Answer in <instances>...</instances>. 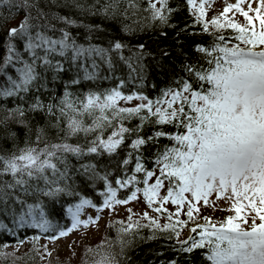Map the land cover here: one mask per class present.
Listing matches in <instances>:
<instances>
[{
  "label": "snow or ice",
  "instance_id": "1",
  "mask_svg": "<svg viewBox=\"0 0 264 264\" xmlns=\"http://www.w3.org/2000/svg\"><path fill=\"white\" fill-rule=\"evenodd\" d=\"M123 2L107 0L103 13L108 15L111 10L114 16ZM252 2L237 0L222 13L226 15L234 9L244 17V24L231 18L224 22L213 18L210 23L217 31L211 33L212 43L198 45V57L195 61L186 59L180 73L167 69L171 71L170 83L153 98L140 90L148 69L143 44L125 57V45L119 40L108 48L85 46L66 29L53 38L46 32L51 25L33 23L30 10L35 5L30 0H0V7L27 12L6 31L4 54L0 57V102L13 99L17 103L7 110L0 125L6 126L16 117L24 123L28 113L43 114L57 135V142H49L41 129L34 144L0 155V214L11 215L19 228L55 232L57 225L49 219L45 200L54 204L61 197H79V202L66 210L72 225L67 231H59L62 237L79 224L87 227L96 222L91 217L79 219L84 207L99 212L137 201L138 194H142L147 207L156 213L168 212L166 205L175 206V211L166 217L169 223L163 225L147 212L143 214L150 222L145 227L174 234L179 244L174 251L192 253L202 249L205 264H264V0H256V8ZM186 3L196 9L195 20L208 33L209 23L203 19L207 0ZM245 3L247 10L242 7ZM126 4L122 13L125 18L130 8L137 7L135 0H126ZM149 9L153 21L171 26L169 19L174 10L169 0H149L146 11ZM42 16L37 13V18ZM61 19L69 26L75 23ZM254 20L259 21L258 31ZM225 28L233 29L236 35L229 38L221 34L219 30ZM125 30L131 28L125 25ZM112 53H121L118 59L128 69L127 82L116 78L115 87L83 95L70 91L81 81L100 79L97 58L110 73L103 78L113 79L116 66ZM161 55L167 58L169 53ZM157 67L165 70L163 63ZM69 71H75V77L65 82L62 96H53L48 90L50 81L60 80ZM126 83L136 85L135 89L125 93L122 89ZM45 95L51 98L48 103L43 100ZM81 137L83 145L69 142ZM162 140L169 143L151 152ZM105 155L121 157L116 163L122 175L115 177V186L110 173L101 176L98 171L99 158ZM89 158L96 162H88ZM148 159L152 167L147 166ZM73 174L89 181H104L102 207L74 189ZM120 189L127 190L123 199L117 198ZM221 201L231 202L227 210L234 215L219 224L203 217V225L190 229L195 235L179 239L178 226L183 228L195 220L201 207L225 210L218 207ZM182 213L187 221L179 219ZM133 227L129 224L122 231L130 232ZM135 227H140L139 222ZM153 238L155 231L149 237ZM114 260L107 254L97 264H114Z\"/></svg>",
  "mask_w": 264,
  "mask_h": 264
},
{
  "label": "trees",
  "instance_id": "2",
  "mask_svg": "<svg viewBox=\"0 0 264 264\" xmlns=\"http://www.w3.org/2000/svg\"><path fill=\"white\" fill-rule=\"evenodd\" d=\"M30 2L35 5L30 10L31 15L34 17L33 23L38 22L51 25V27L46 29V32L53 38H58L61 34L60 30L66 29L75 38L77 43L85 46L93 44L108 48L116 40H119L125 45V48L122 50V54L125 57L132 55L133 50L138 49V46L143 44L145 46L143 51L148 69L146 79L143 82L144 86L140 90L153 98L159 94L160 89L167 87L170 83L171 71H167V69H174L176 73H180L181 65L186 59L195 61L198 57L199 54L195 51L196 47L198 45H210L213 40L211 33L217 31L216 29L209 28V32L204 33L203 24L196 22L193 15L194 11L190 9L186 0H169V7L174 10L169 19V25L171 26H162L158 20L153 21L151 19V10L146 11L149 0H135L137 7L128 10L127 18L122 14L127 6L126 0L116 10L114 16L111 10L108 15L103 13L107 0H30ZM38 12L43 13V16L37 18ZM26 14L27 12L15 8L9 9L8 6L0 7V57L4 54L3 44L6 42L7 29L18 24ZM61 18H67L75 23L71 26L66 25ZM125 25H128L131 31H126ZM219 32L229 38L236 35V32L231 28L220 29ZM177 33H179V36H177ZM164 51L169 53L167 58H163L161 55ZM120 54L112 53V59L116 66L113 79L103 78L110 75V73L103 66L102 61L97 58V62L101 64L100 79L81 81V84L73 86L70 91L77 95H83L88 91H104L105 89L115 87L118 83V79L116 78L127 82L128 69L119 61L118 57ZM160 63L165 65V70L157 67ZM75 75V71H69L60 80L50 81L48 90L55 97L62 96L65 82L70 77H75ZM135 87L136 85L134 84L126 83L122 91L127 93L134 90ZM50 99L47 95L43 97L45 103H48ZM16 103L17 101L13 99H6L0 102V120L6 119L8 115L7 110L14 107ZM19 119V117H16L8 120L6 126L0 125V155L7 156L24 148L26 144H34L36 136L41 129H44L45 140L57 142L55 130L51 129L48 118L43 114L35 116L32 113H28L24 118V123H19ZM168 130L173 131V129ZM69 142H79L83 145L85 140L81 137L79 140L73 138ZM168 143L167 140H162L160 145H157L150 151L154 153L158 149H162L164 144ZM41 146L43 145L41 144ZM123 154L122 152L121 155ZM148 155V153H145L146 157ZM120 158V156L112 158L107 155L99 158L100 167L98 171L101 176L105 173H110L109 179L113 181V186H115V177L122 175L116 163ZM88 162L96 161L89 158ZM72 163L76 164V161L73 159ZM147 166H153L151 159L147 160ZM71 183L81 196L90 199L98 207H102L104 199L100 195L104 191V181L102 179L89 181L83 176L73 174ZM137 186L142 187V185ZM133 190H135L134 187ZM126 194L127 190L120 189L117 192V198L123 199L126 197ZM29 202L33 201L30 200ZM78 202L79 197L67 196L61 197L59 202L54 204L45 200L46 205L49 207V219L52 220L53 224L57 225L55 232L41 233L38 229L34 228H19L13 223L11 215L0 214V224L3 225V227H0V264H40L39 251L34 248L38 245L37 240L41 237L46 239H50L49 237L51 236L58 237L61 229L65 230L69 228L72 220L66 210L69 206ZM139 225V228L134 226L130 232H125V234L117 239L118 241L112 243V247L114 248L108 254L115 258L114 264H170L173 260L176 261V264H205L202 255L204 250L196 249L192 253L174 251V247L178 248L179 244L173 233L170 231L161 232L152 227H145L148 224ZM186 228L190 231L189 222H187ZM154 231L155 238L149 239ZM177 231L180 232L179 239L183 240V228L178 226ZM114 234L115 230L112 231L108 227L105 237L108 238L109 236L112 238L117 235ZM191 235L195 234L191 233ZM169 236L173 238L168 239ZM34 237H38V239H33ZM50 240L53 241V239ZM16 247L18 249L22 248V252L17 259L7 260L3 258L1 253L4 250ZM25 247H27V250L23 251ZM95 251L98 255H106L101 249H95Z\"/></svg>",
  "mask_w": 264,
  "mask_h": 264
},
{
  "label": "rangeland",
  "instance_id": "3",
  "mask_svg": "<svg viewBox=\"0 0 264 264\" xmlns=\"http://www.w3.org/2000/svg\"><path fill=\"white\" fill-rule=\"evenodd\" d=\"M237 0H207L205 6V16L204 21L209 23V28L215 29L211 25V20L218 17L221 22H224L226 18H231L238 23H246L244 17L241 16L234 9L228 12L226 15H222L224 8L228 4H235ZM160 5L157 4V7ZM258 3L256 0H253L252 7L256 8ZM242 7L247 10V4H243ZM196 11V9H192ZM253 18L255 13H250ZM256 30L260 28L258 20H254ZM16 24V23H15ZM123 103V102H121ZM136 103L135 101L132 102ZM164 194L163 192L161 193ZM139 200L130 201L125 205H113L112 208H104L102 211L97 212L96 209L92 207H84L79 215L81 221L88 220L89 217L96 220L95 223H89L87 227L83 224L77 225L75 229L68 232L66 236H59L53 241L46 238H39L37 240L38 245L36 249L39 251L40 264H97L101 260L102 255H98L95 249H101L104 254L112 252L113 242L118 241L117 239L125 234L122 229L126 228L129 224L135 226L137 222L139 224H150V222L143 218V214L147 212L149 216L158 220L160 225L169 223L166 219L170 212L175 211V206L169 204L166 205L168 212L156 213L151 208H148L143 200L142 194H138ZM212 199H215L214 197ZM231 206V202L225 203L223 201L218 203V207L225 210H213L212 207H201L200 214L196 215V219L193 221H188L190 227H196L197 224L203 225L205 220L203 217H210L213 223L219 224L222 222L225 217L229 215H234L233 212L228 211ZM130 210V211H129ZM195 215V214H194ZM99 216V219L96 217ZM131 217V220H129ZM181 220L187 221V217L181 214L179 217ZM259 223V221H257ZM72 221L70 223L71 228ZM187 226V225H186ZM183 227L182 235L183 239L191 235L189 227ZM110 227L112 231L115 230L116 236L112 238L108 236L105 237L107 228ZM69 228L65 229L67 231ZM199 231V230H198ZM114 234V235H115ZM18 247L6 249L1 254L3 258L7 260H14L20 256L22 248ZM16 250V251H15ZM27 247L23 248V251H26Z\"/></svg>",
  "mask_w": 264,
  "mask_h": 264
}]
</instances>
